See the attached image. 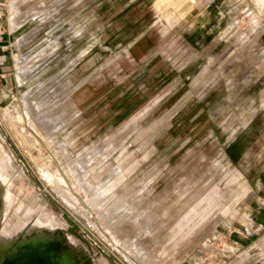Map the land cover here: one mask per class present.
<instances>
[{"label":"rangeland","instance_id":"obj_1","mask_svg":"<svg viewBox=\"0 0 264 264\" xmlns=\"http://www.w3.org/2000/svg\"><path fill=\"white\" fill-rule=\"evenodd\" d=\"M263 170L261 0H0V245L264 264Z\"/></svg>","mask_w":264,"mask_h":264},{"label":"bare ground","instance_id":"obj_2","mask_svg":"<svg viewBox=\"0 0 264 264\" xmlns=\"http://www.w3.org/2000/svg\"><path fill=\"white\" fill-rule=\"evenodd\" d=\"M11 118V117H10ZM49 176V175H48ZM50 179V178H49ZM2 219V210L0 207V222ZM35 236V235H34ZM22 237V238H21ZM16 239H9L4 245H0V264H25L28 262H35L33 264H42L41 260H45L48 264H73L72 258L64 253L58 257H45L43 253H31L33 245L37 244L40 240L45 241L46 238H35L34 240H28L24 233L22 236ZM11 238V237H10ZM21 238V239H20ZM33 238V237H32ZM2 237H0V241ZM40 244V242H39Z\"/></svg>","mask_w":264,"mask_h":264},{"label":"crops","instance_id":"obj_3","mask_svg":"<svg viewBox=\"0 0 264 264\" xmlns=\"http://www.w3.org/2000/svg\"><path fill=\"white\" fill-rule=\"evenodd\" d=\"M261 5L264 8V0H261ZM154 38L156 40L152 43V45L150 47H148L147 50H145V51H141V50L139 51L138 50L137 52L136 51L134 52V51L130 50L129 51L130 57L132 59H135V60L142 58L156 44L158 36L154 35ZM261 174H264V170L259 174V177L257 179V183H258V188L263 192V197H264V177L259 181ZM253 210H254V213H253V221H254V223L253 224L258 227L257 231H259V230L264 231V201H262V206L256 207ZM256 234H257V232H254L253 233V237ZM232 235H235L236 243H244V241H246L248 239V237L251 236L250 234H247V236H248L247 237L246 235L241 234L238 231L237 232L236 231L232 232Z\"/></svg>","mask_w":264,"mask_h":264}]
</instances>
